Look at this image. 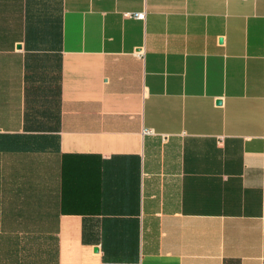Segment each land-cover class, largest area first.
I'll return each mask as SVG.
<instances>
[{"label": "crops", "instance_id": "0c3cea01", "mask_svg": "<svg viewBox=\"0 0 264 264\" xmlns=\"http://www.w3.org/2000/svg\"><path fill=\"white\" fill-rule=\"evenodd\" d=\"M0 264H264V0H0Z\"/></svg>", "mask_w": 264, "mask_h": 264}, {"label": "built area", "instance_id": "2783aa9c", "mask_svg": "<svg viewBox=\"0 0 264 264\" xmlns=\"http://www.w3.org/2000/svg\"><path fill=\"white\" fill-rule=\"evenodd\" d=\"M138 17H144V13H136ZM145 131L149 132V129H145Z\"/></svg>", "mask_w": 264, "mask_h": 264}]
</instances>
